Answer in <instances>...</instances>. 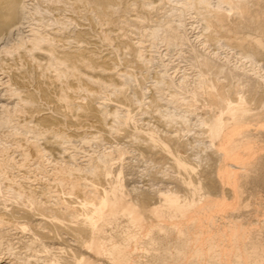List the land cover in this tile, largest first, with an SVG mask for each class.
Returning <instances> with one entry per match:
<instances>
[{
  "label": "bare ground",
  "instance_id": "bare-ground-1",
  "mask_svg": "<svg viewBox=\"0 0 264 264\" xmlns=\"http://www.w3.org/2000/svg\"><path fill=\"white\" fill-rule=\"evenodd\" d=\"M23 1L0 0V41L3 36L10 35L18 27V18L21 8L24 6ZM77 1L85 6L102 7L104 11L105 9L110 10L112 8L111 2L115 0ZM250 2L253 3L254 9L249 6V2L244 0L230 3V8L235 9L236 13L240 15L235 19L229 18L227 14L225 15L224 12L223 14L220 11L206 14L205 19L208 28H211L215 33L217 32L215 30L219 31L223 26H235L250 18L253 10L260 9L264 5V0H250ZM115 29L112 28L109 33L113 36L104 35L105 42L107 39L121 38L120 30L115 32L117 30ZM33 31V34H30L32 36L28 38V46L24 45L25 50L22 48L26 52L24 55H28L25 57L29 58V54L33 55L30 59L32 58L31 61L37 67L34 70L36 86L33 89H30L31 86L28 87L30 79H32L29 77V71H24L22 67L19 69L12 68L9 65L12 62H7V59L9 60L7 55H5L6 58H3L4 55L0 57V127L9 124L14 113L20 114L21 118L23 115V120H29L27 123H33L31 129L35 132L34 138H32L34 140L28 139L30 141V144L26 142L29 145L28 148H22V143L15 135L18 141L13 144H16V148L21 152L20 155L23 158L20 160L23 163L29 162V158L37 163L48 155L56 157L65 155L67 157L65 159L68 160L65 164L63 161V164L55 166L45 180L41 178L38 180V178L35 182L36 179L34 181L32 179V182L29 181L30 183L25 185L20 180L23 184L9 181L11 183L10 189L13 191L11 193L13 194L11 195L12 198H10L13 202L11 201L10 204L6 205L7 200L3 207L0 206V231L13 228L14 231L16 230L15 235L18 234L17 238L23 237L19 236L20 233L21 235H24L22 233L30 234L26 246L30 245L31 250L37 247L43 249V246H45L44 249L48 247L53 250L56 256L52 260L49 259L50 262L48 263L50 264H56V262L57 264H81L86 263V261L88 264H100L95 257L102 253H106L103 258L113 262L120 261L122 258L132 262L130 257L134 250L139 247L138 243L141 236L147 234V230L166 223L175 229L181 239L182 236L186 237L185 240H182L181 248L178 251L183 255L187 254L188 262L195 261L196 263L199 261L198 258L204 254L213 252L210 255L213 259H218L217 263L223 261L224 264H264V218L261 215L264 212L260 213L259 210L248 211L249 217L247 219L245 213L237 215L236 212H232L236 209H230L229 211L226 210L228 214L221 215L224 220L220 221L224 222L220 223L217 218L218 215L211 214L212 212H209L211 210H208L214 199H210L207 194L200 192L198 175L194 174L196 166L187 156L186 145L179 137L178 130L166 131L163 135V141H160L162 153L173 161L176 174L172 178L170 177L169 183L174 184V186L167 185L164 190H159L154 195L141 194L135 198L130 196L131 192L127 191L124 185L123 173L121 175L120 171L114 170L115 163L119 161V157L116 159L115 155H108L101 160H94L92 157L93 159H89L91 165L87 173H83L80 168L73 167L75 165L71 164V161L76 154L68 151V143L73 141V135L79 137L84 134H92L94 136L100 133L102 137L99 138H103V135H108L114 131V127L108 119L116 116L120 108L124 109L127 114L131 113L134 103H132L129 94L119 87L122 85L123 78L128 76V71L117 68L116 63H113L109 58V54L100 57L102 54L97 55L92 50H88L87 47L82 48L83 44L82 47L78 46L82 36L81 39L73 41L70 36H64L57 30L50 31L51 33H43L41 30L40 32H38L39 30ZM78 35L80 37V34ZM236 42L238 43V41ZM93 43L95 42L93 41ZM119 43L124 46L122 42ZM200 67V84H202L204 94L201 95V98L204 96L201 107L210 115L207 120H204L207 125L204 133L217 146V151L220 149L222 153L221 157L218 158L217 174H221L225 178L228 177L229 181L227 182L233 184L232 195L235 197L233 198L237 200L241 198L243 191L240 187L235 186H238L237 181H240L242 173L251 166L249 160L253 158L252 155V158L248 156L249 153H253L250 152L252 143L245 138L244 132L249 130L250 123L254 124L253 119L257 120L263 115L264 111L254 112V109H264V83L253 82L252 85L251 82L249 86L243 81L242 85L246 83L249 86L247 88L249 94H244L246 93L245 89V92H241L232 87V84H236V82L231 83V85L230 83H222L217 77L219 76L217 70L215 71L218 68L214 67L212 63L204 61L200 63ZM8 70H12L13 73H9ZM111 87L120 90L119 96L109 102L112 107L107 110L100 105L97 106L94 100L100 96V88ZM82 91L85 97L81 95ZM38 93L48 108L45 107L43 110L35 105L33 95ZM184 101L188 108L197 109L196 98ZM48 109L50 111L46 112L45 110L48 111ZM109 116L112 118H108ZM16 117V123H18V115ZM129 129L130 126L123 127L118 129L116 133L118 132L121 137L131 136ZM67 130H70V133ZM40 135L45 140L44 145H40L37 143L38 140L36 141ZM79 138L81 139V136ZM147 138L156 140L151 132H148ZM23 163L20 166H23ZM20 169L22 170V168ZM2 171L0 164L1 174H3ZM209 172L207 174L208 179H210ZM29 173L33 174V172ZM4 183L7 184V182ZM183 190L186 191V194H179ZM205 201L207 202L204 203ZM217 205L219 204L217 203ZM146 207L151 209L152 213L146 214L144 212ZM120 215L127 221L125 227L118 220ZM218 217L220 218V216ZM257 224L260 225V228L254 231L253 229ZM122 236L124 238L129 236L134 241L131 240L129 245L119 246L122 244L116 239ZM12 237L15 236L12 234ZM8 244L12 249L10 245L12 243ZM106 246H110V248H106ZM82 250H87L90 256L92 254L95 257L91 256L89 260L86 259ZM15 251L17 250L4 252L3 257H0V264H16L15 258L20 254L17 252L15 256ZM42 254H37V258ZM30 259L32 257L27 260ZM182 260L184 258L180 259V261ZM27 263L29 264V262ZM44 263L46 264V262ZM219 264L223 263L219 262Z\"/></svg>",
  "mask_w": 264,
  "mask_h": 264
},
{
  "label": "rangeland",
  "instance_id": "rangeland-1",
  "mask_svg": "<svg viewBox=\"0 0 264 264\" xmlns=\"http://www.w3.org/2000/svg\"><path fill=\"white\" fill-rule=\"evenodd\" d=\"M76 1L24 0V6L21 8L18 18L20 22L17 23L18 27L10 35L3 36L0 41V57L4 55L3 58H6L5 55H7V58H9L7 62H12L9 64L12 68L19 69L22 67L24 71H29V77L32 78L28 85V87L31 86L30 89L36 86L34 70L37 67L31 61L32 58L30 59L33 55L29 54V58L25 57L26 54L24 55V53L26 52L24 50L26 47L24 45L28 46V38L32 36L30 34H33V30L35 32L41 30L43 33H51L57 30L64 36H70L73 41L81 39L82 36L83 38L78 46L87 47L88 50H92L97 55L102 54L100 57L109 54V58L113 63H116L117 68L128 71V76L123 78L122 85L119 87L129 94L132 103H134L131 113L127 114L124 109L118 108L116 116H113V118L109 116L108 118L111 117L112 119H108V121L113 125L114 131L108 135H103V138H99L102 137L100 133L94 136L92 134L80 135L81 139L80 136L73 135V141L70 142L71 144L68 143L69 147L65 145V147H68V151H72L74 155L76 154L71 161V164L75 166H72L80 168L83 173H87L90 169L91 163L89 162L92 157L94 160H101L108 155H115L116 159L119 157V161L115 163L114 170L120 171L121 175L123 173L124 185L126 190L131 192L130 196L135 198L141 194L154 195L159 190H164L167 185L174 186V184L169 183L172 176L176 174L172 164L173 161L162 153L160 141H163V135L166 131L178 130L179 137L186 145V154L193 165L196 166L194 174L198 175L200 192L207 194L210 199H214L208 210H211L209 211L212 212L211 214L214 213L216 216H220V218L217 216L220 223L224 222H221L224 220L222 218L224 213L228 214L226 210L236 209L232 212H236L237 215L245 213L247 219L249 217L248 211L259 210L260 213L264 212V112L261 118L253 119L252 122L255 125L250 123L251 127L249 126V130L244 132L245 138L252 143L251 149H254L256 153L250 149V152L254 153L248 154V156L251 157L252 155L253 157L250 160L248 159L251 166L242 173L243 175L241 174L240 181H237L238 186L235 187H240L243 192L241 198L235 200L234 195H232L233 184L227 182L229 181L228 177L225 178L221 174H217L218 158L221 157L222 153L220 149L217 151V146L204 133L207 129L204 120H207L210 115L201 107L204 97L201 98V95L204 94L202 84H200V63L204 61H208L218 68L214 69L217 70L219 76L215 75L222 83H230L231 85V83L236 82V84H232V87L241 92L246 90L244 94H249L247 88H249L251 82L252 85L257 82L264 83V5L260 9L253 10L250 18H246L247 20L239 22L235 26H223L219 31L215 30L217 32L214 33L207 26L205 19L207 15L210 12L212 14L220 11L224 12L225 15L227 14L229 18L235 19L240 15L236 13L235 9L230 8V3L239 2V0H115L111 2L112 8L110 10L105 9L104 11L102 7L85 6L83 3ZM244 1L249 2V6L254 9L250 0ZM196 8L199 10L197 11ZM104 18L109 20L107 21ZM115 27H117V30ZM112 28L116 30L115 32L120 30L121 38L107 39L105 42L104 35L109 34ZM81 29H84L83 32ZM78 34H80V37H78ZM209 34L211 35L209 36ZM119 42H122V45L124 44L126 47L121 46ZM108 44L109 46H107ZM20 54H23L22 57ZM31 65H34V67ZM12 70H8L9 73L12 74ZM243 81L249 86L246 83L242 85ZM238 84L240 85L238 86ZM237 86L238 88H236ZM83 93L82 91L81 95L85 97ZM119 93V88H100L101 97L95 99L94 103L109 110L112 107L109 103L110 100L116 99ZM191 98L197 99L196 110L188 108L185 104L184 100ZM33 99L35 105L39 108L44 110L47 106L39 93L34 94ZM45 111L49 112L50 110ZM257 111H264V109H254V112ZM17 115L18 123H16ZM20 116V114L14 113L9 124L0 127V164L3 169V174L0 173L1 207L7 203V200L6 205L10 204L11 201L13 202L11 199L13 191L10 189L11 183L9 181L20 184L23 182L25 185L32 182V179L33 181L36 179L35 182L38 178V180H45L55 166L60 165L63 161L65 164L68 160L65 159V155L59 157L48 155L47 158L44 157L46 159L42 158L37 163L30 158L28 159L29 162L25 161L23 163L20 160L23 158L20 155L21 152L13 143L19 140L22 143V148H28L27 143L30 144V141L34 140L32 138H34L35 132L31 129L33 123H27L29 120L25 121L23 120L24 116L22 115V118ZM129 126L131 136L121 137L118 132L116 133L118 129ZM68 132L70 133V130ZM148 132L153 133L157 141L148 139ZM39 137L36 139V141L38 140L37 143L44 145L43 136L40 135ZM9 144L14 146L11 147ZM31 162L32 164H30ZM21 163H23V166H20ZM29 172H33V174ZM208 172L210 179L207 178ZM8 174L11 177L13 176V179ZM24 178L25 180H23ZM4 182H7V184ZM179 194L184 195L186 191H180ZM144 212L148 214L152 213V210L146 207ZM261 215L264 218V214ZM118 220L120 223L122 222L124 227L127 225V221L122 215L119 216ZM259 228L260 225L257 224L253 230ZM13 231V228L0 231V257H3L4 252L17 250L14 255L16 256L17 252L20 255L16 256L17 259L15 258L16 264H28L27 262L29 264H45L44 262H46L47 264L56 256L50 248L46 247L47 249H44L45 246H43L44 250L40 247H37L39 250H36L37 248L33 247L37 251L36 253V251H33L34 249L31 250L30 245L26 246L30 234L22 233L24 235H21L20 233L19 236L23 237L17 238L18 234L15 235L16 230ZM147 231V234L141 236L138 243L139 247L134 250L130 257L132 262L123 258L120 261L113 262L110 259L103 258L106 253L99 254L97 257L92 254L91 256L98 259L100 264L217 263L218 259H213L210 255L213 252L204 254L198 258L199 261H196V263L195 261L188 262L187 254L183 255L178 251L181 248L182 240H185L186 237L182 236L181 239L175 229L166 223ZM12 234L15 237H12ZM22 239L24 240L22 241ZM131 240L133 239L129 236L116 239L117 242L122 244L119 246L129 245ZM8 243L13 244H10L12 249ZM106 248H110V246H106ZM46 251L47 254H45ZM82 252L86 259L91 258L87 250H82ZM39 253H43L40 255L42 258H37L36 255H39ZM30 257L32 259L27 260ZM182 258L184 260L180 261ZM219 262L224 264L223 261H218L217 264ZM86 263L88 264L87 261Z\"/></svg>",
  "mask_w": 264,
  "mask_h": 264
}]
</instances>
